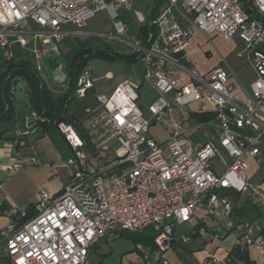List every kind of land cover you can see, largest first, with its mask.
I'll list each match as a JSON object with an SVG mask.
<instances>
[{"label": "built area", "instance_id": "2783aa9c", "mask_svg": "<svg viewBox=\"0 0 264 264\" xmlns=\"http://www.w3.org/2000/svg\"><path fill=\"white\" fill-rule=\"evenodd\" d=\"M134 2L0 0L4 59L13 58L10 45L17 43L33 54L39 71L44 55L58 54L57 41L69 32L68 26L84 33L89 20L105 13L115 32L110 37L125 44L130 59L142 58L143 81L157 94L145 116L137 105V89L118 82L110 93L96 96L94 108L85 110L84 126L94 148L112 150V165L126 164L119 174L105 175L110 165L92 167L74 129L64 121L56 124L73 152L63 165L73 172L57 195L38 191L30 218L25 219L26 208H11L0 238V252L11 264H87L89 249L104 236L116 230L141 232L147 226L155 232L152 244H136V259L123 264H168L165 252L174 239L188 242L193 234L205 241L221 237L206 220L228 221L236 195L247 193L264 206V176L256 185L248 181L250 161L264 148V0H247L246 5L242 0H153L147 17L132 9ZM123 11H132L140 25L132 35H126L129 24ZM195 31L207 40L213 35L239 39L235 55L253 73L243 99L232 96L226 62L214 66L207 77L181 62L188 59L186 49ZM95 80L85 65L71 96H85ZM31 114L34 123L46 120ZM204 114L210 118L192 122ZM156 123L167 131L164 137L150 131ZM201 126L214 133L195 142L189 133ZM13 143L21 146L24 140L18 136ZM18 166L11 164L8 175ZM185 223L192 226L190 232L176 235L175 227ZM261 227L255 222L239 224L238 244L257 243L264 249ZM226 262L209 256L201 264Z\"/></svg>", "mask_w": 264, "mask_h": 264}, {"label": "crops", "instance_id": "0c3cea01", "mask_svg": "<svg viewBox=\"0 0 264 264\" xmlns=\"http://www.w3.org/2000/svg\"><path fill=\"white\" fill-rule=\"evenodd\" d=\"M30 27H34V25L30 24ZM213 36H217V35H213ZM199 37L204 38L208 42H211L212 39L211 38L210 40H207L199 31H195L192 34V37L190 38V45L186 49L189 55L187 60H183L185 62L184 65L189 68H194L201 76L207 77L210 70L214 66L222 65L223 62H226L229 68L228 83L232 87L231 90L232 96L237 100L243 99L244 98L243 88L246 90L248 89L249 83L253 79V73L249 69L251 71L252 78L249 81L248 85L246 86L243 83H241L240 79L237 76V73L234 70L238 68L237 64H235L236 62L235 52L241 47L239 43V39L237 37L228 39L229 41L230 40L232 41V47L227 52L225 51V53L224 52L222 53L218 49L216 50L211 48L210 45H207L204 48H202L199 45V43H197L198 42L197 38ZM232 39L235 40L233 41ZM46 55H44L41 59L45 57L48 61V59L50 58L49 56ZM228 58H230L231 61L234 62L235 66H232L230 64ZM15 60H27V59L19 58ZM30 62L32 63L33 61L31 60ZM143 72H144V63H143ZM106 74H109L110 76L106 77L105 76ZM114 76L115 73L112 71L104 72L102 76L95 77L96 80L94 82V86L87 90L85 96L77 97V96H71V94H69V98L66 101V109H65L63 121L69 124L74 129L76 134L83 141L84 148L86 149L87 152L89 145H91L92 148H94V146L90 142L87 131L84 126V122L86 119L85 110L87 108H94L97 105L96 96L101 93L102 94L110 93L113 87L118 83V82L115 83L111 87H106L105 85H96V82L100 79L110 80ZM232 78L235 80V82H237V85H233ZM72 79L73 77L69 73L68 78H66V81L62 83V85L58 89L55 88L50 83L49 84L43 83V84L48 89H50V91L56 97H59L65 94L67 91H69V88L72 83L71 82ZM119 82H128L132 86H134L137 90L139 89L141 84L144 83L143 75L142 77H140L139 80H136L134 82L130 81L129 79H125ZM13 92H14V85H11L8 90V94L13 102L12 104L15 107L12 127L11 129L6 130L0 134V181L3 182L2 189H0V202H1L0 238H1V230L3 229L4 226H6V224L10 219L9 211L11 210L12 207L28 208L31 206L32 210H34L33 206L37 198V193L40 189H45L51 194L57 195L58 193H60L64 184H66L70 180L71 174L73 172V168L71 166L63 165L69 158L73 156V152L56 127L48 126L43 128L41 126H36L33 121L32 114L30 112L28 113L29 116L28 117L26 116V122H27L26 131L25 132L19 131L18 126L20 119L17 108L13 100ZM209 118H210L209 115L204 114L198 116L196 119H192V122H194L195 120L201 121ZM6 127L7 125H5L4 123L0 124V129H4ZM200 130L206 136V139H208L214 133V129L210 127L201 126L196 131L199 132ZM191 132L189 133L190 136H191ZM82 133H85L86 135V142L82 139ZM157 134L159 136L164 137L167 134V131L161 128V131H158ZM18 136H20L24 140V144L21 146L14 145L12 140ZM108 152H111L113 154L112 150H108L103 153H108ZM89 154L90 153L88 152V158H89ZM15 162L19 163L18 168L14 172L8 175L9 166ZM112 162L106 165V166L110 165V167L105 171V175L119 174L126 167V164L112 165ZM117 166H121L120 171L112 172L113 168ZM219 220L207 219L206 223L209 228H213L216 226L219 229V223H218ZM237 220H238L237 215L233 213V215L231 214L230 219L227 221V225L230 228H234L235 230L239 231L237 236H230L231 238L230 237L224 238V236H222L219 233L221 237L218 239H214L212 241H205V240H199L198 238L197 239L192 238L187 243H184V245L186 246V248L190 250H195V247L191 248L188 247L187 245L193 243L194 246H198V245H203L205 243H210L214 247L211 256H213L215 260L226 258V255L228 251L232 248V246L239 242L241 229L239 228V225L236 226L234 225V222ZM252 222L259 223L261 224V226H264L263 219L253 220ZM191 227L192 226L190 225L189 232L191 230ZM175 234L179 235L178 233ZM174 246H172L168 251L165 252V257L168 260V264H190L191 259L195 256V251L192 252L191 256H186L183 250L176 248L178 247L176 244ZM246 248L250 259H252L256 264H264V249H262L257 243L248 245ZM136 257L137 255H135L134 258H131L130 261L136 259ZM203 259H197L198 264H201V261ZM0 264H11L10 259L2 251L0 252ZM234 264H243V263L236 262Z\"/></svg>", "mask_w": 264, "mask_h": 264}, {"label": "rangeland", "instance_id": "374dc122", "mask_svg": "<svg viewBox=\"0 0 264 264\" xmlns=\"http://www.w3.org/2000/svg\"><path fill=\"white\" fill-rule=\"evenodd\" d=\"M153 4V0H135L132 4V9L140 10L146 17L149 13L150 8ZM125 15V20L129 24V30L126 35H132L139 28V23L133 17L132 11H123ZM69 32L64 33L62 37L57 41L58 54L54 52H49L46 56H49L50 60L57 63L56 67L51 65L50 61L44 57L39 61L40 70L38 75L40 79L45 84H52L55 88H60L62 83L68 78L69 71L76 57L84 52L88 55L96 50H105L108 52H114L117 54H124L126 52V46L119 40L110 37V35H115L112 28V24L105 13L97 14L93 19L89 20L85 28V32H78V29L74 26H68ZM126 35H122L125 37ZM192 37V36H191ZM211 42L206 41L204 38H197L199 45L204 48L210 45L213 49H218L222 53L227 52L232 47V41L225 40L221 36L211 37ZM233 41L235 39H232ZM240 43V42H239ZM11 51L13 53L14 59L24 58L27 60H32V65L35 67L34 56L26 48L20 47L17 43L10 45ZM3 50L0 49V72L4 69V56ZM125 55V54H124ZM235 56V55H234ZM237 69H234L237 73L238 78L241 83L248 85L252 78L251 71L248 66L245 65V61L242 58L236 57ZM87 64L91 69L94 77H100L106 71H112L115 76L110 80L100 79L96 82V85H105L106 87H111L119 81L129 79L130 81L139 80L143 73V60L142 58L127 61L117 57L104 58L98 55L91 54L86 58ZM228 61L232 66H235L234 62L228 58ZM183 64L184 61L181 60ZM233 85H237V82L232 78ZM139 94V99L137 101L138 107L142 110L145 116H148L147 106L156 99V92L149 86L148 83L144 82L141 84L137 90ZM28 117L29 115L26 114ZM173 116L177 119L176 111L174 110ZM150 131L157 133L161 131L159 124L156 123L151 126ZM251 133L250 130L246 131ZM82 139L86 142V135L82 133ZM191 139L195 142H202L206 139V136L200 130L199 132H191ZM89 158L88 161L94 168H100L108 165L115 160L114 154L111 152L103 153L92 148L91 145L88 146ZM121 166L113 168L112 172H119ZM249 183L256 185L258 184L262 177L264 176V148L261 147V154L250 161V168L248 170ZM248 194H242L241 198L247 197ZM219 233L225 237L237 236V230H231L227 225V220H219ZM189 223L182 225H177L174 229L175 233L188 234ZM145 235L153 236L155 234L152 226H147L142 230ZM134 235L126 238L120 237L118 234L106 235L100 239L92 248L89 249L87 255V264H123L124 261H129L137 255L135 251V239ZM231 238V237H230ZM188 247H195V256L191 259L190 264H198L197 259H203L204 257L211 256L213 253V245L210 243H205L203 245L194 246V244L187 245ZM207 252V255H206Z\"/></svg>", "mask_w": 264, "mask_h": 264}, {"label": "trees", "instance_id": "16d2710c", "mask_svg": "<svg viewBox=\"0 0 264 264\" xmlns=\"http://www.w3.org/2000/svg\"><path fill=\"white\" fill-rule=\"evenodd\" d=\"M245 5L247 0H242ZM84 52L80 53L74 60L72 67L69 73L72 75V83L65 94L56 97L50 89H48L40 79L36 68L32 65L30 61L27 60H15L4 59V69L0 72V124L4 123L7 125L6 128L0 129V134L6 130L11 129L12 121L14 119V105L12 100L9 97L8 90L11 85H14L17 80H22L27 88V105L28 110L26 114L30 112H35L37 115H41L46 118L45 121L40 122L36 121V126H41L43 128L48 126L56 127V124L60 121H63L66 101L69 98V94L74 87V81L79 75L81 69L87 64L86 58L91 55H98L100 57L109 58L117 57L127 61H132L129 56L124 54H117L114 52H108L105 50H96L88 55H83ZM51 62L53 67L57 66L55 61L48 59ZM14 140V139H12ZM263 178V177H262ZM27 215L25 219L30 218L34 214L31 206L26 208ZM235 213L238 217V220L234 222V225H239L244 222H252L253 220L263 219L264 220V206L256 203L250 196L241 198L239 195L234 197V206L232 210V215ZM233 230L234 228H230ZM118 234L120 237H130L134 235L135 245L152 244L153 236L145 235L141 232H129L125 230H116L112 235ZM261 237L264 238V226L261 227L259 233ZM193 239H197L196 235H192ZM191 238V239H192ZM240 238V237H239ZM179 240V239H178ZM177 239L173 240L171 247L175 244L178 246L176 248L184 251L186 256H191L192 252L195 250H190L186 248L184 243ZM175 247V246H174ZM226 264H234L236 262H242L243 264H256L252 259H250L246 246H241L240 244H234L232 248L228 251L226 255Z\"/></svg>", "mask_w": 264, "mask_h": 264}, {"label": "water", "instance_id": "95a60500", "mask_svg": "<svg viewBox=\"0 0 264 264\" xmlns=\"http://www.w3.org/2000/svg\"><path fill=\"white\" fill-rule=\"evenodd\" d=\"M13 100L20 119L18 129L20 132H25L27 129L26 112L28 105L27 89L22 80H17L14 84Z\"/></svg>", "mask_w": 264, "mask_h": 264}]
</instances>
